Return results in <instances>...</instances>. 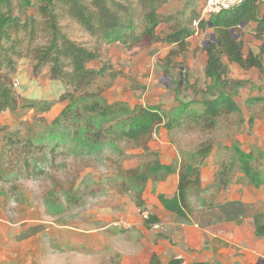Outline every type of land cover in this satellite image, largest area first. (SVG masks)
<instances>
[{
  "label": "rangeland",
  "instance_id": "obj_1",
  "mask_svg": "<svg viewBox=\"0 0 264 264\" xmlns=\"http://www.w3.org/2000/svg\"><path fill=\"white\" fill-rule=\"evenodd\" d=\"M192 1L200 6L198 0ZM245 27L236 29V39L245 53L258 54L262 41L251 37ZM61 28L99 53L87 67L101 73L76 87L50 79L48 67L34 74L29 58L18 60L12 85L17 105L0 113V126L7 133L31 136L43 150L29 154V169H23L5 151L0 132V215L10 223L11 232L5 234L10 240L0 241V264H117L119 254L109 239L124 231L121 224H111L102 233L96 229L111 220L119 221L120 212L143 211L146 192L155 193L158 183L148 174L155 162L175 168L163 180L171 174L179 176L178 164H195L200 159L198 152L207 145L210 151L200 165L202 188L194 196L205 193L207 208L219 205L215 201L220 195L235 193L263 196L264 203V102H246L264 95V75L257 69H241L224 55L230 81L225 89L240 106L239 113L217 118L212 128L201 122L171 130L158 126L143 142H118L109 136L93 141L85 134L87 122L103 130L137 105L158 103L169 112L180 101L213 97L216 90L202 73L204 56L198 49L203 41H216L214 28L206 27L170 63L161 41L126 48L117 43L100 44L67 18L61 20ZM88 96L104 104H119L122 109L114 112V118L79 113L74 121L63 122L65 106L87 102ZM29 101L40 105L29 108L25 106ZM245 154L252 158L245 160ZM245 164L249 172L244 170ZM263 208L258 207L259 223H264ZM241 211L228 207L224 214L243 215L245 211Z\"/></svg>",
  "mask_w": 264,
  "mask_h": 264
},
{
  "label": "trees",
  "instance_id": "obj_2",
  "mask_svg": "<svg viewBox=\"0 0 264 264\" xmlns=\"http://www.w3.org/2000/svg\"><path fill=\"white\" fill-rule=\"evenodd\" d=\"M165 2L166 0H0V113L10 106L17 105L12 85L18 60L22 58L33 61L34 74L37 75L43 67H48L50 79L76 87L87 84L90 79L101 73L100 70L87 67L90 61L99 57V53L87 47L84 42L70 38L61 28L62 19H69L80 30L95 37L100 44L117 43L126 48L145 42L151 44L162 41L175 44L166 56L167 62L170 63L171 58L184 52L187 38L194 33L190 25L196 13L191 9L188 15L180 14V18L175 15H162L157 9ZM194 4L192 2V5ZM259 7V0H244L241 4L222 10L208 20L200 22L199 28L212 27L216 31V41L204 47V74L216 90L213 97L180 101L169 112H165L159 104L137 105L125 118L115 125L109 124L103 130L96 129L93 122H87L84 126L86 136L93 141H100L109 136L118 142H143L158 126L171 130L184 124L201 122L204 126L212 128L217 118L239 113L240 106L225 89L230 81L227 77V66L221 57L225 55L230 63L245 70L256 68L264 75V13H259ZM242 22L256 24L254 36L262 41L258 54L251 51L244 54L242 43L233 37ZM161 23L166 24V31L161 32L163 37L157 31ZM88 98L87 102L77 101L65 106L62 121H74L79 113L114 118V112L122 109L119 104H104L92 96ZM246 102L250 105L264 102V96H253ZM36 105L39 106L40 103L29 101L25 106L30 108ZM5 130L4 126H0L2 138L7 146L5 151L13 159L15 157L16 163L19 160L23 169L28 170L29 154L42 151L43 146L35 143L31 136L24 138L18 132L7 133ZM210 148V145H207L200 149V159L195 164H178L176 168L179 180L173 196H158L166 209L180 217H186L185 210L189 206L188 193L192 189L200 188V165ZM50 152L56 153L55 149ZM243 158L246 160L252 158V155L245 154ZM174 169L173 165L155 162L148 168V174L154 176L153 182H157ZM244 170L249 172L247 164L244 165ZM261 217V214L254 216L255 233L264 237V223H259ZM157 221L154 215L148 214L143 219V224L149 227L158 223ZM181 263V258H172L165 264ZM149 264L162 263L153 253Z\"/></svg>",
  "mask_w": 264,
  "mask_h": 264
},
{
  "label": "crops",
  "instance_id": "obj_3",
  "mask_svg": "<svg viewBox=\"0 0 264 264\" xmlns=\"http://www.w3.org/2000/svg\"><path fill=\"white\" fill-rule=\"evenodd\" d=\"M202 1L198 0V4L201 5ZM192 2L195 3L192 0H166L157 9V12L162 15H175L180 18V14L183 13V16L188 15L191 9H193L197 17V11L200 6L192 5ZM259 13H264V1L260 2ZM255 26L254 22H248L245 28L248 29V32L251 31V37L253 36L256 40L254 36ZM190 27L192 28L191 25ZM157 29L166 31V24L161 23ZM204 30L206 31V28H199L197 32L189 36L187 44L191 39L201 36ZM159 34L161 37L164 36L162 33ZM249 36L247 35V37ZM246 40L245 37L244 41ZM203 42L198 49V54L202 53L204 56L202 64V73L204 74L206 65L204 47L206 46V42ZM157 44H160V42ZM161 44L166 47V53L164 54L166 56L170 49L175 46V44H168L162 41ZM194 46L196 47V45ZM243 49V53L247 54ZM225 58L227 59L226 56ZM231 64L238 66L234 63ZM239 68L241 67L239 66ZM178 178V174L168 175L164 180L158 181L155 193L152 194L149 190L148 193L146 192L144 205L142 206L145 212H120L117 214L120 217H118L119 221L113 222L109 219L111 222L96 229V231L101 232L111 224H115V226L116 224H121L119 226L124 231L111 236L109 239V241H113L115 252L119 254V262L117 264H149L153 253L156 254L162 264L167 263L172 258H181V264H191L193 262H208L209 264H264L261 261L264 260V237L256 235L254 223V216L261 213L259 212L261 209H258V207L264 206V203L261 201L263 196L257 197L254 194L252 195L253 198H251V196H240L237 193L220 195L215 201L219 205H215L212 209L211 207H206L205 193L196 197L193 192L197 189H192L188 193L189 206L185 210L186 217H180L175 212L166 209L158 198L160 194L166 197L173 196L177 191ZM149 184L152 186L151 183ZM0 199L1 206L2 198L0 197ZM246 206H249L248 211H246ZM228 207H232V209L234 208L238 211L242 210L241 212L245 211V213L243 215L241 213H233L232 216L227 217L224 213H226V208ZM206 209H210L209 211L212 209V212L206 213ZM146 213L154 215L158 219V227H153L152 225L149 227L144 226L143 219ZM4 220L5 218L1 214V243L10 240L6 235L8 232L9 234L11 233L9 229L10 223ZM17 242L18 240L15 243Z\"/></svg>",
  "mask_w": 264,
  "mask_h": 264
},
{
  "label": "built area",
  "instance_id": "obj_4",
  "mask_svg": "<svg viewBox=\"0 0 264 264\" xmlns=\"http://www.w3.org/2000/svg\"><path fill=\"white\" fill-rule=\"evenodd\" d=\"M243 1L244 0H203L197 11V17L191 22L194 32L198 31L201 21H206L212 16L220 13L222 10L230 9L238 4H241ZM259 1L263 2L264 0ZM146 217L147 215H144V218ZM152 226L158 227V224L154 223Z\"/></svg>",
  "mask_w": 264,
  "mask_h": 264
},
{
  "label": "water",
  "instance_id": "obj_5",
  "mask_svg": "<svg viewBox=\"0 0 264 264\" xmlns=\"http://www.w3.org/2000/svg\"><path fill=\"white\" fill-rule=\"evenodd\" d=\"M244 24H246V22H242L240 26H242V25H244ZM232 30H233V29L231 28L230 31L232 32ZM233 37L236 38L235 35H234ZM261 261L264 262V260H261Z\"/></svg>",
  "mask_w": 264,
  "mask_h": 264
}]
</instances>
